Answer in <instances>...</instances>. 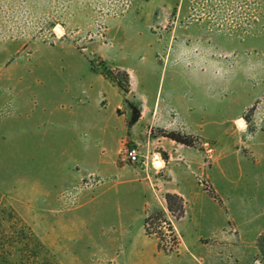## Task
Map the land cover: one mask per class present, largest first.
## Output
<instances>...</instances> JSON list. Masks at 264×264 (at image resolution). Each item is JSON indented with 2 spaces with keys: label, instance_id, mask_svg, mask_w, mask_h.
Returning a JSON list of instances; mask_svg holds the SVG:
<instances>
[{
  "label": "rangeland",
  "instance_id": "374dc122",
  "mask_svg": "<svg viewBox=\"0 0 264 264\" xmlns=\"http://www.w3.org/2000/svg\"><path fill=\"white\" fill-rule=\"evenodd\" d=\"M132 184L177 264H264V0H0V264H149Z\"/></svg>",
  "mask_w": 264,
  "mask_h": 264
},
{
  "label": "crops",
  "instance_id": "0c3cea01",
  "mask_svg": "<svg viewBox=\"0 0 264 264\" xmlns=\"http://www.w3.org/2000/svg\"><path fill=\"white\" fill-rule=\"evenodd\" d=\"M181 161H186V162L184 165H181L180 164ZM181 161L180 162L179 161L172 162V166H174L175 168H179V166H180L181 170L185 176H189L190 178L193 176L195 178V181H196V177H195L196 173L193 170L195 167V165H193V163H195V161H193L191 158H190V160L188 159V160H181ZM132 164H135V163H132ZM164 164H165V161H164ZM187 170H189V171H187ZM186 179H187V177H186ZM128 183H130V182H128ZM131 183H133V182H131ZM164 183H167V181H165ZM134 185L131 187L129 192L135 193L134 195L137 196V198L140 201V205H141V211L138 212L137 214L135 213V217H134L135 219H138V223H139L137 233L134 234L135 235L134 239L140 240L142 242V244H144V247L146 249H148V251H147L148 253L146 252V254H147V259H148L149 264H177L178 262H180V258L177 260L176 257L172 255V253H167V252L161 250L159 248V244H158V241L156 239L145 235L144 229H143L144 228L143 222L145 219L144 218L145 217V214H144L145 210L147 209V207L149 208L151 206L153 209H156V208H158V204L155 201L154 193L151 194L150 198L146 197V193H147L146 189L142 187L141 190H138V188L135 187ZM175 186H176V188L169 189L167 192H172V193L177 192V193L183 195L185 197L186 201H189V203L192 202V200L190 199V197L188 195L186 188L179 187L178 184ZM195 192H196V194L200 193L202 195L200 189L196 190ZM187 205H188V202H187ZM187 214H188V207H187ZM179 232L183 238V247L182 248L186 249V253H182V249H181L182 255L190 253L197 259H200L201 257L208 258L212 264H226L225 263L226 258L224 259L223 255H222V250L227 249L228 248L227 245L231 242V236L229 233L225 232V233H222V236H220L219 238L215 237V239H217V240H215V242H216V244L218 243L219 246L216 249L212 250L210 248L212 246V243L203 242L204 237H199L197 235L196 238H192L193 240H191V238H190L191 242L189 245V243L187 241L188 238L184 236V233L182 232L181 228L179 229ZM237 250L240 251L241 249L238 248ZM244 251H245V249H244ZM244 251H242V252H244Z\"/></svg>",
  "mask_w": 264,
  "mask_h": 264
},
{
  "label": "trees",
  "instance_id": "16d2710c",
  "mask_svg": "<svg viewBox=\"0 0 264 264\" xmlns=\"http://www.w3.org/2000/svg\"><path fill=\"white\" fill-rule=\"evenodd\" d=\"M176 140L180 141V138ZM166 199L168 202V208L171 211H176L179 210L180 213L184 212V200L183 197L177 193H167L166 194Z\"/></svg>",
  "mask_w": 264,
  "mask_h": 264
},
{
  "label": "built area",
  "instance_id": "2783aa9c",
  "mask_svg": "<svg viewBox=\"0 0 264 264\" xmlns=\"http://www.w3.org/2000/svg\"><path fill=\"white\" fill-rule=\"evenodd\" d=\"M140 151L137 146L126 147L123 151V160L129 163H136L140 161Z\"/></svg>",
  "mask_w": 264,
  "mask_h": 264
},
{
  "label": "bare ground",
  "instance_id": "6f19581e",
  "mask_svg": "<svg viewBox=\"0 0 264 264\" xmlns=\"http://www.w3.org/2000/svg\"><path fill=\"white\" fill-rule=\"evenodd\" d=\"M155 164H156L157 167H163L164 166V160L162 159L160 154H158V156H156Z\"/></svg>",
  "mask_w": 264,
  "mask_h": 264
},
{
  "label": "water",
  "instance_id": "95a60500",
  "mask_svg": "<svg viewBox=\"0 0 264 264\" xmlns=\"http://www.w3.org/2000/svg\"><path fill=\"white\" fill-rule=\"evenodd\" d=\"M240 124H242V121L240 122ZM156 156H158V154H156Z\"/></svg>",
  "mask_w": 264,
  "mask_h": 264
}]
</instances>
